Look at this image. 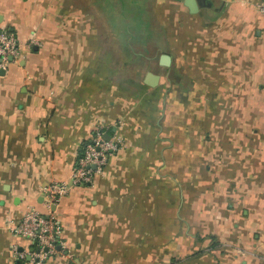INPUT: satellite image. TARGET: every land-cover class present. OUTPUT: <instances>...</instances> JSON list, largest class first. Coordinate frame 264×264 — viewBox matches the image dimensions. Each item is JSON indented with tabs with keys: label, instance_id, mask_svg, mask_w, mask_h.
Here are the masks:
<instances>
[{
	"label": "crops",
	"instance_id": "obj_1",
	"mask_svg": "<svg viewBox=\"0 0 264 264\" xmlns=\"http://www.w3.org/2000/svg\"><path fill=\"white\" fill-rule=\"evenodd\" d=\"M261 1L0 0V264H33L11 229L94 128L120 144L44 264H264Z\"/></svg>",
	"mask_w": 264,
	"mask_h": 264
},
{
	"label": "built area",
	"instance_id": "obj_2",
	"mask_svg": "<svg viewBox=\"0 0 264 264\" xmlns=\"http://www.w3.org/2000/svg\"><path fill=\"white\" fill-rule=\"evenodd\" d=\"M258 10L264 14V0L258 4ZM20 58V44L15 35L0 31V69L8 62ZM119 144V137L114 135L105 140L102 128L93 129L78 154L69 180H55L42 187L40 196L43 211L30 207L12 227L13 235L24 243L21 249H18V244L12 245L14 257H28L33 264H44L57 254L62 230L54 215V207L73 189L83 188L91 183L95 175L101 174L103 166L118 149Z\"/></svg>",
	"mask_w": 264,
	"mask_h": 264
},
{
	"label": "water",
	"instance_id": "obj_3",
	"mask_svg": "<svg viewBox=\"0 0 264 264\" xmlns=\"http://www.w3.org/2000/svg\"><path fill=\"white\" fill-rule=\"evenodd\" d=\"M183 3L184 6H186L189 10L190 13H195L197 10H198V5H197V2L199 0H179ZM168 62H169V56L168 55H165V54H162L160 55V58H159V63L160 65H164V66H167L168 65ZM147 83L151 86H154L156 83V80H157V76L156 75H153L152 73H148L147 74ZM104 139L105 140H108L109 139V135H104Z\"/></svg>",
	"mask_w": 264,
	"mask_h": 264
}]
</instances>
